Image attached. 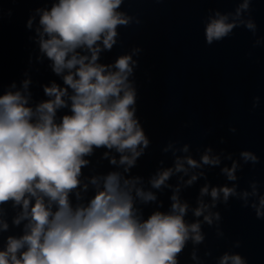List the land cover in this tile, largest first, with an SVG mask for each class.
Listing matches in <instances>:
<instances>
[{"label":"clouds","instance_id":"obj_1","mask_svg":"<svg viewBox=\"0 0 264 264\" xmlns=\"http://www.w3.org/2000/svg\"><path fill=\"white\" fill-rule=\"evenodd\" d=\"M124 2L57 0L50 9H36L39 51L52 62V71L62 76L64 86L56 82L45 85L48 99L34 107L29 104L31 94H24L30 79L22 82L23 91L8 90L0 95V232L9 229L3 207L8 202L20 209L12 224L26 221L22 235L7 237L0 249V264H179L178 257L188 242L194 246L204 243L202 225L214 227L217 238L224 236L221 213L214 209L219 204L227 206L230 198L242 201V207H250L257 219H264L259 181L249 182L250 191L239 189L237 182V172L245 164L259 163L256 154L243 150L238 161L231 153L213 154L208 147L197 161L191 155H177L188 153V144L177 149L172 143L162 151L172 152L174 166L158 171L149 181L151 188L172 187L166 181L177 173L187 176L190 170L220 166L221 156L232 161L230 167L221 168L232 186L205 183L197 207L192 209L195 222L185 220L189 204L181 201L179 184L173 189L169 211L157 210L143 218L137 201L148 204L156 202L157 196L140 186V177L125 175L151 143L136 116L137 89L130 80L139 66L133 56L140 49L118 56L112 64L97 62L102 51L117 45L118 26L128 27L133 20L118 11ZM251 3L240 0L229 12L210 9L204 21L206 43L222 41L243 27L256 37L254 48L264 45V37L256 36ZM34 19L28 20L29 28ZM259 102L254 97L253 108ZM69 107L70 114L57 122V110ZM94 148L108 149L103 158L113 166H123V173L92 176L81 189V170L90 163L84 157L92 155ZM113 149L118 158L110 155ZM201 177L206 179L203 171L180 180L191 186ZM89 184L94 195L84 203L81 190L86 192ZM206 196L210 203L204 201ZM235 247H240L239 241ZM211 254L205 252V256ZM191 259L200 264L195 247ZM218 264H247V259L225 253Z\"/></svg>","mask_w":264,"mask_h":264},{"label":"water","instance_id":"obj_2","mask_svg":"<svg viewBox=\"0 0 264 264\" xmlns=\"http://www.w3.org/2000/svg\"><path fill=\"white\" fill-rule=\"evenodd\" d=\"M55 2L57 0H0V95L8 90L23 91L22 82L30 79L24 94H31L29 104L34 107L48 99L43 91L45 85L56 82L64 86L62 76L52 71V62L39 51L36 33L39 26L36 9H50ZM239 2L125 0L118 9L133 20L128 27L118 26L117 45L111 51H102L97 62L112 64L118 56L131 53L133 48L140 49L133 56L139 66L130 80L137 89L136 116L151 143L125 175L140 177V186L157 196L156 202L141 204L137 201L144 219L157 210L169 211L173 189L179 184L180 199L189 204L185 220L195 222L197 218L192 209L197 207L200 188L205 183L214 187H231L233 183L221 173V168L230 167L232 161L221 156L220 166L190 170L187 176L177 173L166 181L172 187L151 188L149 181L158 171L174 166L172 152L162 151L169 143L177 149L188 144L189 152H177V155H191L197 161L208 147L213 154L231 153L238 161L241 151H252L259 157V163L245 164L237 172V182L239 189L250 191L249 182L257 180L264 194V45L254 48L256 37L243 27L234 29L230 37L214 41L212 45L206 43L204 35V21L210 9L229 12ZM32 17L35 19L29 28L27 22ZM251 18L258 27L256 36L264 37V0H252ZM12 84L16 87L12 88ZM256 96L260 102L253 108ZM65 114H70V107L57 110V122ZM230 128L236 131L231 132ZM105 151L109 150L94 148L92 155L84 157L90 163L81 170V189L92 176L106 175L110 171L123 173V166H113L103 158ZM110 155L118 158L114 149ZM200 171L205 173L206 179L201 177L191 186L180 180L183 176L186 181ZM93 195L90 184L86 192L81 190L84 203ZM204 201L210 203L211 198L206 196ZM241 205L242 201L235 198H230L227 206L219 204L214 211L221 213L220 227L224 236L217 238L214 227L202 225L204 243L194 246L188 242L178 257L179 264H196L191 259L194 247L200 264H218L225 253L240 254L247 259V264H264V219H257L254 210ZM3 207L9 229L0 232V249L6 245L8 236L22 235L26 223L22 221L14 226L12 219L20 209H13L11 202ZM237 241L240 247H235ZM206 251H211V256H205Z\"/></svg>","mask_w":264,"mask_h":264}]
</instances>
